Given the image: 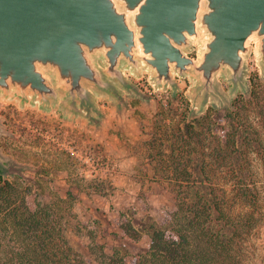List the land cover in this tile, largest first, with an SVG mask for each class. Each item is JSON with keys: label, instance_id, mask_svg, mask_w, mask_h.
<instances>
[{"label": "water", "instance_id": "obj_1", "mask_svg": "<svg viewBox=\"0 0 264 264\" xmlns=\"http://www.w3.org/2000/svg\"><path fill=\"white\" fill-rule=\"evenodd\" d=\"M252 51L264 74V0H0V99L89 121L97 97L149 98L126 71L172 95L188 78L197 113L228 105ZM6 159L0 147L4 178Z\"/></svg>", "mask_w": 264, "mask_h": 264}, {"label": "trees", "instance_id": "obj_2", "mask_svg": "<svg viewBox=\"0 0 264 264\" xmlns=\"http://www.w3.org/2000/svg\"><path fill=\"white\" fill-rule=\"evenodd\" d=\"M246 96L145 142L153 177L173 195L160 222L141 196L139 208L91 229L72 210L76 190L46 200L0 175V264H264V82ZM103 186L87 182L99 194ZM98 232L132 243L146 235L148 245L133 253L98 242Z\"/></svg>", "mask_w": 264, "mask_h": 264}, {"label": "rangeland", "instance_id": "obj_3", "mask_svg": "<svg viewBox=\"0 0 264 264\" xmlns=\"http://www.w3.org/2000/svg\"><path fill=\"white\" fill-rule=\"evenodd\" d=\"M247 62V90H239L228 105H209L202 113L191 109L185 94L188 78L179 79L181 87L172 95L170 89L154 90L147 72L135 77L126 71L149 98L125 94V102L118 105L107 97H97L96 121L68 116L56 106L44 111L37 105L21 107L15 100L0 99L7 130L0 134V147L7 156L5 163L14 166V173L6 178L19 177L23 187L32 186L46 200L76 190L72 210L91 229L109 224L126 206L139 208L141 196L147 198V213L160 222L173 205V195L153 177L145 142L166 125L176 127L182 118L204 113L220 117L239 94L246 98L253 85L264 82L253 51ZM223 86L227 89L225 82ZM93 180L104 182L105 194L87 189V182ZM97 241L106 245L123 242L133 253L143 252L148 245L146 235L132 243L98 232Z\"/></svg>", "mask_w": 264, "mask_h": 264}]
</instances>
